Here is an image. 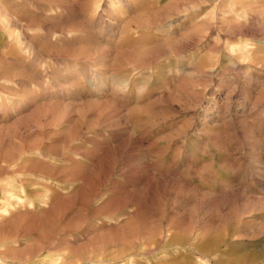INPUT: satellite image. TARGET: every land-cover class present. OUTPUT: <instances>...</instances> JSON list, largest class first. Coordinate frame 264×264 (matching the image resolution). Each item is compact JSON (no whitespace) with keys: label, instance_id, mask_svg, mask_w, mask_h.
<instances>
[{"label":"rangeland","instance_id":"rangeland-1","mask_svg":"<svg viewBox=\"0 0 264 264\" xmlns=\"http://www.w3.org/2000/svg\"><path fill=\"white\" fill-rule=\"evenodd\" d=\"M0 264H264V0H0Z\"/></svg>","mask_w":264,"mask_h":264}]
</instances>
